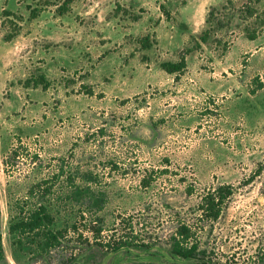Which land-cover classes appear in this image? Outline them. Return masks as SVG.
Instances as JSON below:
<instances>
[{"label":"rangeland","instance_id":"374dc122","mask_svg":"<svg viewBox=\"0 0 264 264\" xmlns=\"http://www.w3.org/2000/svg\"><path fill=\"white\" fill-rule=\"evenodd\" d=\"M63 1L0 0V264H264V0H72L58 15ZM61 167L79 230L35 257L11 245L8 202ZM220 185L218 218H200ZM179 220L202 263L171 253ZM122 230L138 245L101 246Z\"/></svg>","mask_w":264,"mask_h":264},{"label":"trees","instance_id":"16d2710c","mask_svg":"<svg viewBox=\"0 0 264 264\" xmlns=\"http://www.w3.org/2000/svg\"><path fill=\"white\" fill-rule=\"evenodd\" d=\"M36 1V0H34ZM72 0H64L57 5L56 13L63 15L69 3ZM40 5V3H39ZM69 7V6H68ZM35 9V8H34ZM32 12V18L36 16L35 10ZM254 15L255 12L250 13ZM208 20V19H207ZM264 19L260 23L263 26ZM246 36L249 39H255L258 36L257 29H249L244 27ZM201 41L205 42L206 37L203 33ZM8 39V37H5ZM142 45L149 46L148 37L144 38ZM188 49V48H186ZM186 61L184 56H181L177 61H163L160 66L167 73H179L185 67ZM35 83H47L43 74L37 75L34 80ZM63 173V168L57 172L56 175L47 179H40L28 186L23 196L16 199H11L8 202L9 220H8V235L10 236L11 245L19 250H27L32 255L39 256L50 249L57 247L69 231L73 233L79 230L76 220H73L67 209L62 204L71 203L72 199L78 193L77 179L72 171L65 173L64 186L55 188L54 185L59 181ZM149 182L143 179V186H148ZM231 190L224 185L216 187L212 192H205L197 204L196 210L200 218L217 219L226 200L230 197ZM34 199V201H32ZM36 199V200H35ZM84 212V211H83ZM82 217V212H80ZM132 226L129 225L124 229ZM84 231H89L94 239L100 238V233L103 231V226H88L83 227ZM128 230V231H129ZM124 235L118 237L117 240L110 237L106 239L101 246L110 247L116 251L122 247H131L135 244L136 235L127 233L122 230ZM170 251L173 255L184 259H197L199 263L204 260V252L198 249V244L193 240V231L190 224L179 220L178 224L171 235ZM140 246H148L140 243ZM5 257L2 234L0 232V261Z\"/></svg>","mask_w":264,"mask_h":264},{"label":"crops","instance_id":"0c3cea01","mask_svg":"<svg viewBox=\"0 0 264 264\" xmlns=\"http://www.w3.org/2000/svg\"><path fill=\"white\" fill-rule=\"evenodd\" d=\"M252 40H254V39H252Z\"/></svg>","mask_w":264,"mask_h":264}]
</instances>
